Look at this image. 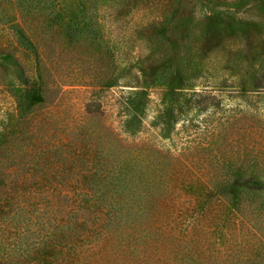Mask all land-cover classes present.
I'll use <instances>...</instances> for the list:
<instances>
[{
	"label": "rangeland",
	"instance_id": "rangeland-1",
	"mask_svg": "<svg viewBox=\"0 0 264 264\" xmlns=\"http://www.w3.org/2000/svg\"><path fill=\"white\" fill-rule=\"evenodd\" d=\"M55 1L0 0V186L28 249L264 264V0ZM26 77L44 101L21 115Z\"/></svg>",
	"mask_w": 264,
	"mask_h": 264
},
{
	"label": "trees",
	"instance_id": "trees-1",
	"mask_svg": "<svg viewBox=\"0 0 264 264\" xmlns=\"http://www.w3.org/2000/svg\"><path fill=\"white\" fill-rule=\"evenodd\" d=\"M54 2L61 4L55 0ZM85 2L86 0H79L81 10L84 8ZM55 18L57 19V17H52V19ZM12 26L16 30V40L19 46L28 54L38 58L36 44L29 38L24 28L19 23ZM25 82L27 85L26 93L23 99L17 103V109L21 115L22 113L30 112L35 106L44 101V94L42 88L38 86V83L30 77H26ZM139 95L146 96V93L141 92ZM129 106L140 117V113L138 112L141 108H137L139 106L137 101L130 100ZM5 180V176L0 173V182H5ZM3 184L0 186V264H58L59 257L56 255L55 257H50L49 250L28 249L29 243L27 240L30 237L28 236L26 238L22 235L29 228L28 225H22L23 219H21L22 215L26 213L27 207L18 206L14 200L15 196H11V191L7 190ZM224 193L233 201L229 207L239 209L241 206V197H243L242 191L237 187H232L229 191H224Z\"/></svg>",
	"mask_w": 264,
	"mask_h": 264
}]
</instances>
